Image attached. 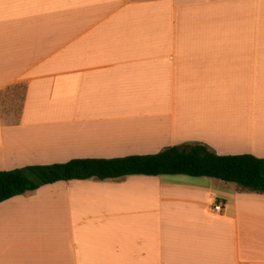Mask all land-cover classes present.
<instances>
[{
  "label": "crops",
  "instance_id": "1",
  "mask_svg": "<svg viewBox=\"0 0 264 264\" xmlns=\"http://www.w3.org/2000/svg\"><path fill=\"white\" fill-rule=\"evenodd\" d=\"M186 142L264 158V0H0V171ZM0 264H264V194L42 185L0 202Z\"/></svg>",
  "mask_w": 264,
  "mask_h": 264
},
{
  "label": "trees",
  "instance_id": "2",
  "mask_svg": "<svg viewBox=\"0 0 264 264\" xmlns=\"http://www.w3.org/2000/svg\"><path fill=\"white\" fill-rule=\"evenodd\" d=\"M162 174L217 178L264 194V158L251 154L220 155L205 144L186 142L155 154L71 159L0 171V202L58 181Z\"/></svg>",
  "mask_w": 264,
  "mask_h": 264
},
{
  "label": "built area",
  "instance_id": "3",
  "mask_svg": "<svg viewBox=\"0 0 264 264\" xmlns=\"http://www.w3.org/2000/svg\"><path fill=\"white\" fill-rule=\"evenodd\" d=\"M213 209H214V211H220L221 210V204L220 203L214 204Z\"/></svg>",
  "mask_w": 264,
  "mask_h": 264
},
{
  "label": "rangeland",
  "instance_id": "4",
  "mask_svg": "<svg viewBox=\"0 0 264 264\" xmlns=\"http://www.w3.org/2000/svg\"><path fill=\"white\" fill-rule=\"evenodd\" d=\"M2 103H3V104H7V103H9V101H7V100H5V99H2Z\"/></svg>",
  "mask_w": 264,
  "mask_h": 264
}]
</instances>
